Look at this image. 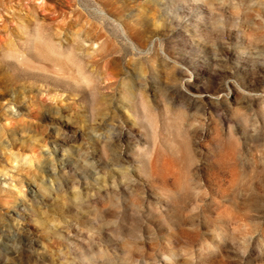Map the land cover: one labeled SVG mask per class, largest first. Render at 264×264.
<instances>
[{"label":"rangeland","instance_id":"1","mask_svg":"<svg viewBox=\"0 0 264 264\" xmlns=\"http://www.w3.org/2000/svg\"><path fill=\"white\" fill-rule=\"evenodd\" d=\"M0 264H264V0H0Z\"/></svg>","mask_w":264,"mask_h":264}]
</instances>
